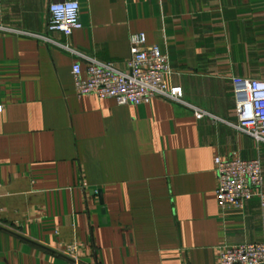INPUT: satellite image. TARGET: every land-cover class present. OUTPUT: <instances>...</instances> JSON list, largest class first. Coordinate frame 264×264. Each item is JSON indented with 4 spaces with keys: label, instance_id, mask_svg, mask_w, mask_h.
<instances>
[{
    "label": "crops",
    "instance_id": "crops-1",
    "mask_svg": "<svg viewBox=\"0 0 264 264\" xmlns=\"http://www.w3.org/2000/svg\"><path fill=\"white\" fill-rule=\"evenodd\" d=\"M79 3L65 35L46 29L47 0H0V264H217L264 241L259 198L220 210L214 169L236 156L264 173L231 82L264 79V0ZM139 32L182 101L78 97L71 66L122 65Z\"/></svg>",
    "mask_w": 264,
    "mask_h": 264
},
{
    "label": "built area",
    "instance_id": "built-area-1",
    "mask_svg": "<svg viewBox=\"0 0 264 264\" xmlns=\"http://www.w3.org/2000/svg\"><path fill=\"white\" fill-rule=\"evenodd\" d=\"M46 29L70 35L80 29L79 0H47ZM129 57L120 63L91 60L85 77L79 63L71 66L75 93L98 99L113 98L118 104L142 105L154 97L182 101V89L170 85L169 57L156 45H147L144 33L129 36ZM235 104V126L258 142H264V79L231 78ZM206 112L196 109V118ZM215 194L220 210L242 211L254 196L264 206V173L258 158L236 156L214 158ZM217 264H264V241L222 247Z\"/></svg>",
    "mask_w": 264,
    "mask_h": 264
}]
</instances>
